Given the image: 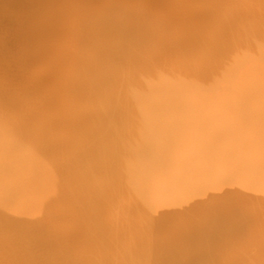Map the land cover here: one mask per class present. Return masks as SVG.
<instances>
[{
	"label": "bare ground",
	"instance_id": "bare-ground-1",
	"mask_svg": "<svg viewBox=\"0 0 264 264\" xmlns=\"http://www.w3.org/2000/svg\"><path fill=\"white\" fill-rule=\"evenodd\" d=\"M0 264H264V0H0Z\"/></svg>",
	"mask_w": 264,
	"mask_h": 264
}]
</instances>
